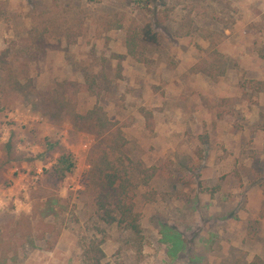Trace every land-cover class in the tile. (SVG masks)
I'll return each instance as SVG.
<instances>
[{
	"label": "rangeland",
	"instance_id": "obj_1",
	"mask_svg": "<svg viewBox=\"0 0 264 264\" xmlns=\"http://www.w3.org/2000/svg\"><path fill=\"white\" fill-rule=\"evenodd\" d=\"M148 23L158 46L141 40ZM7 48L16 80L64 91L84 119L52 122L0 66V264L264 261V96L251 82L264 81V0H0ZM97 107L121 152L95 129ZM48 143L73 155L62 181ZM137 162L159 173L130 178L133 241L97 210L98 170L125 179ZM46 202L53 213H34Z\"/></svg>",
	"mask_w": 264,
	"mask_h": 264
},
{
	"label": "trees",
	"instance_id": "obj_2",
	"mask_svg": "<svg viewBox=\"0 0 264 264\" xmlns=\"http://www.w3.org/2000/svg\"><path fill=\"white\" fill-rule=\"evenodd\" d=\"M141 40L152 46H158L160 44V36L151 24H146L141 30ZM13 48H7L0 54V66H6V77L4 83L14 88L18 95H22L23 98L29 103L35 105H43V113L54 123L61 125L66 118H71L74 122L81 121L84 116L79 115L75 111V107L71 100L66 97L64 91H60L57 87L46 90L42 93H36L31 79H28L24 84L20 83L16 78L13 77V72L8 69L7 63L10 60L15 59V54L12 53ZM24 56V55H23ZM252 89L261 93L264 96V81H251ZM76 86V85H74ZM76 93V92H74ZM264 111V104L262 106ZM88 115L93 120V124L97 132L102 134L108 133L111 138V149L121 152L120 148L124 144L122 133L119 129H115L113 123H111L106 113L97 107L92 110ZM264 119V114H261ZM49 149H57L59 155L55 161V164L51 168V176L57 180L62 181L67 175L71 174L75 169V162L73 155L67 151L59 143H48ZM9 147V145H7ZM111 164H107L110 167ZM131 167V166H130ZM130 171L131 176L125 179L118 176L116 172H107L106 170H98V186L99 195L97 199V210L102 211L105 217L108 219V223L116 224L119 228L124 230L128 235L129 239L133 241L137 240L140 235V227L138 223V215L134 211V205L131 198H129L130 191L128 187L131 186V179H134L141 186H148L151 180L157 176V167H145L142 163L137 162L132 166ZM112 169H115L112 167ZM131 178V179H130ZM51 211V205L46 202L44 204H38L35 206L34 213L48 216ZM40 212V213H39ZM36 218V217H30ZM27 219V217H25ZM28 233L32 231L31 222L27 221L26 228ZM250 264H264V261L256 257Z\"/></svg>",
	"mask_w": 264,
	"mask_h": 264
}]
</instances>
